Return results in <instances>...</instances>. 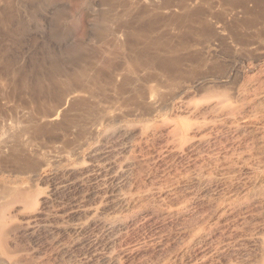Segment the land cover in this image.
Here are the masks:
<instances>
[{"label": "rangeland", "instance_id": "obj_1", "mask_svg": "<svg viewBox=\"0 0 264 264\" xmlns=\"http://www.w3.org/2000/svg\"><path fill=\"white\" fill-rule=\"evenodd\" d=\"M236 1L0 0V264H264V0Z\"/></svg>", "mask_w": 264, "mask_h": 264}, {"label": "bare ground", "instance_id": "obj_2", "mask_svg": "<svg viewBox=\"0 0 264 264\" xmlns=\"http://www.w3.org/2000/svg\"><path fill=\"white\" fill-rule=\"evenodd\" d=\"M249 1L256 2L257 0H237L236 3H235V8L239 7L241 9H243L244 12H245V10H248V9L251 8L250 5H249ZM144 64L145 65L154 64V61H152V60H146V61H144ZM173 131L175 132L176 131V128H174ZM12 194H13L15 200H16V198H20L21 197V193H19L16 190L13 191ZM25 201H26L25 202L26 203V207L28 206L27 210L29 209V212H31V213H37V211H38L37 209L38 208L36 207V204L38 202V199H32L31 198V199H26ZM3 213H4V209H1V207H0V243L3 242V240H4L3 239L4 238V234H5V231H6V230L4 231V227H5V224H4L5 223L4 222L5 218L4 217L5 216H4ZM4 245H5V242H4Z\"/></svg>", "mask_w": 264, "mask_h": 264}]
</instances>
